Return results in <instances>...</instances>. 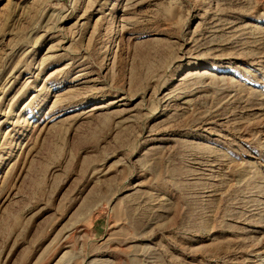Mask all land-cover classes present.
I'll return each mask as SVG.
<instances>
[{"label": "rangeland", "instance_id": "rangeland-1", "mask_svg": "<svg viewBox=\"0 0 264 264\" xmlns=\"http://www.w3.org/2000/svg\"><path fill=\"white\" fill-rule=\"evenodd\" d=\"M0 264H264V0H0Z\"/></svg>", "mask_w": 264, "mask_h": 264}]
</instances>
